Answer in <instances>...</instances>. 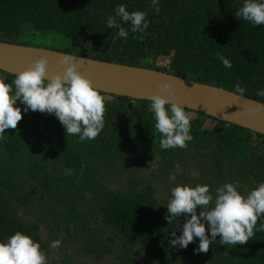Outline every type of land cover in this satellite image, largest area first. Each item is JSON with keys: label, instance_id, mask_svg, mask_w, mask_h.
<instances>
[{"label": "trees", "instance_id": "obj_1", "mask_svg": "<svg viewBox=\"0 0 264 264\" xmlns=\"http://www.w3.org/2000/svg\"><path fill=\"white\" fill-rule=\"evenodd\" d=\"M242 3L243 0H159L157 11L150 0H0V41L40 47L22 38L23 27L31 25V36L38 35V40L56 36L52 40L61 41L51 42L46 46L48 49L165 71L264 103V96L257 95L258 89H264V25L254 27L236 18L234 14ZM119 4H124L129 12L147 14L148 28L137 34L130 31L127 22L116 17L128 31L126 41L119 37L113 40L117 29L106 26L107 17L114 16ZM217 54L229 59L232 66L225 68ZM161 57L170 58L168 70L146 63ZM236 85L244 92H236ZM101 94L105 96L104 127L93 140L80 141L76 135L67 137L54 116L57 158L64 170H72L71 175L79 183L75 188L78 192L86 187L80 183L98 180L93 176L94 164L128 159L135 154H145L153 145L159 146L160 136L155 132V121L148 110L149 101ZM15 106L21 108L22 119L15 129L0 132V149L16 148L17 160L7 169L0 167V188L9 190V195L19 201L23 193L16 178L18 165L30 160L34 161L36 169L46 165L51 154L50 120L48 113H24V105L19 101ZM185 110L191 113L193 137L186 148L214 151L228 158L236 170L239 187L251 183L252 178L262 179L263 135ZM208 122L213 129L207 126ZM8 197L0 193V241L20 231L38 242L34 228L8 204ZM100 201L106 227L124 239L144 241L168 233L161 210L150 200L106 194ZM184 222L183 216L174 218L168 234L175 231L179 235V226ZM253 232L243 245H220L217 237L205 253L193 251L198 241L184 250L208 262L218 261L216 264H264V231H256L254 227Z\"/></svg>", "mask_w": 264, "mask_h": 264}, {"label": "rangeland", "instance_id": "obj_2", "mask_svg": "<svg viewBox=\"0 0 264 264\" xmlns=\"http://www.w3.org/2000/svg\"><path fill=\"white\" fill-rule=\"evenodd\" d=\"M31 25L23 27L26 41L36 42L38 48H46L55 37L38 40L31 36ZM32 39V40H31ZM55 41L61 42L58 39ZM54 41V42H55ZM47 44V45H46ZM66 45V44H65ZM27 46V45H26ZM37 47V46H34ZM152 67L168 70L169 57L155 61H146ZM14 76L0 72V81L11 83ZM13 89L14 85H10ZM14 91V90H13ZM50 120L49 144L51 154L46 165L36 169L34 161L18 165L17 182L22 187L23 198L17 201L9 190H2L1 195H8V204L18 215L29 223L38 236L41 249L47 257V264H216L218 261L202 260L191 251L169 245L171 236L169 224L166 235L144 241H131L112 233L105 225L102 216V202L106 194L113 196H140L150 200L161 210L163 217L167 213L166 204L170 190L176 185H209L215 195V188L224 183L237 185L238 191L246 194L262 179H251V183L239 184L236 170L225 156L214 151H197L184 147L162 150L153 145L145 154L119 160L98 162L93 165L94 177L81 191L72 175H65L57 158V139L55 135V117L48 114ZM207 126L213 129L212 123ZM159 142V140L157 141ZM17 150L13 147L0 149V167L7 169L17 160ZM16 172V171H15ZM264 172V170H263ZM14 173V172H13ZM15 174V173H14ZM73 184H76L74 187ZM101 190V191H100ZM95 191H99L96 194ZM211 206V203L210 205ZM199 211V209L197 210ZM58 240L57 248H51L52 241Z\"/></svg>", "mask_w": 264, "mask_h": 264}, {"label": "clouds", "instance_id": "obj_3", "mask_svg": "<svg viewBox=\"0 0 264 264\" xmlns=\"http://www.w3.org/2000/svg\"><path fill=\"white\" fill-rule=\"evenodd\" d=\"M152 6L159 10V0H150ZM146 12L131 11L124 4L114 9V16L106 19L109 29H117L113 40L117 37L128 38L125 30L116 20L127 22L133 34L143 33L148 28ZM235 17L250 22L254 27L264 25V0H243L235 12ZM217 59L225 68H230L231 62L223 55L217 54ZM83 59L71 54H64L60 65L64 71L50 74L49 59L41 56L26 70L16 73L11 83L0 81V132L5 129H15L22 119L17 101L24 105L23 112L39 111L53 114L64 128L66 136L76 135L80 141L93 140L104 127L105 96L94 86L92 81L79 70ZM14 85V91L10 87ZM163 88L168 96L155 93L150 97L149 112L155 121L154 129L159 133V147L162 150L184 148L192 140L191 113L185 106L173 102L175 93L169 81ZM238 93L244 89L235 86ZM257 95L264 96V89H258ZM167 106V107H166ZM257 112L264 111V106H258ZM65 175H71L72 170L66 169ZM211 203V206H209ZM167 213L164 219L170 224L173 218L184 217L180 234L172 231L169 241L172 247L187 248L190 243H196L193 251L205 253L209 245L217 241L219 244L235 247L243 245L256 231H264V181L242 194L233 183H224L215 188V195L210 192L209 185L197 184L176 185L170 190V198L165 205ZM199 209V211H197ZM260 219L259 224L257 223ZM195 238V240H194ZM60 241L54 240L49 245L57 248ZM0 264H47V257L39 242L28 234L20 231L0 241Z\"/></svg>", "mask_w": 264, "mask_h": 264}, {"label": "water", "instance_id": "obj_4", "mask_svg": "<svg viewBox=\"0 0 264 264\" xmlns=\"http://www.w3.org/2000/svg\"><path fill=\"white\" fill-rule=\"evenodd\" d=\"M65 52L0 41V72L15 76L41 56L49 59V73L63 72ZM73 55V54H71ZM83 59L78 70L92 81L99 92L132 100L149 101L155 93L168 96L163 88L169 81L175 93L173 102L185 109L239 126L264 136V103L218 86L196 82L165 71L73 55ZM172 100L171 96H168Z\"/></svg>", "mask_w": 264, "mask_h": 264}]
</instances>
